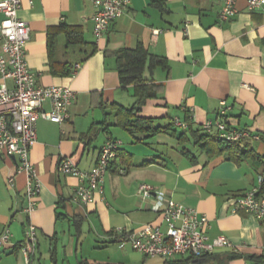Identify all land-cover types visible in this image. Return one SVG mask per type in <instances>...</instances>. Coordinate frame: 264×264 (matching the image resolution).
<instances>
[{
	"label": "crops",
	"instance_id": "0c3cea01",
	"mask_svg": "<svg viewBox=\"0 0 264 264\" xmlns=\"http://www.w3.org/2000/svg\"><path fill=\"white\" fill-rule=\"evenodd\" d=\"M222 6L223 0H130L97 39L93 0H21L18 17L30 26L25 57L37 84L66 86L75 98L63 122L37 120L29 158L41 191L31 212L24 210L26 174L16 172L13 157L0 156V230L11 232L0 264H26L18 244L29 224L37 243L28 264H144L145 255L129 245L119 248L109 236L118 227L165 228L164 204L154 196L142 199L141 183L205 214L206 234L236 246L218 247L191 264H264V219L230 211L233 197L264 175V11L237 0V12L220 21ZM69 30L76 41H69ZM139 47L165 60L145 59L142 82L152 93L142 99L137 84L121 85L117 69L118 55ZM222 99L231 105L223 115L227 125L263 138L223 148L214 131L202 135L201 125L217 118ZM49 107L44 102L43 109ZM136 120L157 129L131 127ZM109 138L120 144L102 189L90 203L73 200L78 178L59 172V161L68 157L90 170ZM260 189L264 196V184ZM83 235L90 244L116 247L104 246L105 259L91 258L80 249ZM157 257L153 264L188 255L151 258Z\"/></svg>",
	"mask_w": 264,
	"mask_h": 264
},
{
	"label": "built area",
	"instance_id": "2783aa9c",
	"mask_svg": "<svg viewBox=\"0 0 264 264\" xmlns=\"http://www.w3.org/2000/svg\"><path fill=\"white\" fill-rule=\"evenodd\" d=\"M97 7L91 16L93 33L98 39L110 23L120 17L127 9L130 0H93ZM237 0H223L218 18L226 21L238 10ZM21 0H0V156L13 157L17 162L16 172L26 174L24 210L31 212L36 205V197L41 191V182L36 176L34 165L29 158V150L37 140L36 123L44 118L61 123L68 117V108L75 98V92L62 85L41 86L37 84L36 75L30 70L26 57L25 45L30 37L28 22L18 17ZM246 8H262L264 0H246ZM78 65L76 64L75 67ZM48 102V110L43 109ZM231 108L224 99L220 100L217 118L203 122L204 132L214 131L216 135L228 142H242L246 138L260 140L262 136L246 128H233L223 120V115ZM174 123L185 127L184 122L174 119ZM120 141L107 139L99 150L96 163L90 170L78 169L70 158H62L57 166L59 172L71 174L78 178L73 188V200L90 203L96 191L102 189L105 173L115 158ZM15 176L8 178L13 184ZM264 175L258 176V185L245 189L233 197L231 212H245L257 219H264V196L260 186ZM138 194L142 199L154 196L163 203L160 217L165 228L146 224L136 230L122 227L113 229L110 238L119 248L129 245L146 257L160 256L169 258L174 255L198 258L213 252L218 247L236 246L225 236L210 238L205 229L208 218L196 209L179 203L151 184L141 183ZM11 232L8 227L0 230V248L9 243ZM36 227L29 224L24 239L18 244L29 263L30 255L36 248ZM264 251V248H263Z\"/></svg>",
	"mask_w": 264,
	"mask_h": 264
},
{
	"label": "trees",
	"instance_id": "16d2710c",
	"mask_svg": "<svg viewBox=\"0 0 264 264\" xmlns=\"http://www.w3.org/2000/svg\"><path fill=\"white\" fill-rule=\"evenodd\" d=\"M68 35H69L68 36L69 41H76V34L73 30L72 31L69 30ZM149 55H150V60H151V62H153V64L155 62L165 63L164 58L151 55L142 47H139L135 50H124L117 57V60H118L117 69L119 72V79H120L121 85H126L129 83L137 84L136 89H137L139 99L140 98L142 99L146 95H149L152 93V89L147 90V88L145 87L144 83L142 82L144 80L141 76L145 59ZM139 99H137L138 100L137 103L140 102ZM129 111H131V110H129ZM186 122H187V126H188L189 125L188 120ZM131 127H133V128L145 127V129L149 130V131H154L157 129V128H151V127L147 126V122L142 121V120H136V122H133ZM201 131H202V135H204L206 137L211 136L210 133L204 132L202 130V128H201ZM215 137H216V139L215 138L214 139L216 140V142L223 148L231 147V146H239V144H240V142H228V141H225V140L219 138L218 136H215ZM263 184H264V178H263L261 187ZM211 255H213V252L206 253V254L202 255L201 257H206V256H211ZM191 261H192V258L188 256L187 258L177 259L175 261H167L166 264H191Z\"/></svg>",
	"mask_w": 264,
	"mask_h": 264
},
{
	"label": "rangeland",
	"instance_id": "374dc122",
	"mask_svg": "<svg viewBox=\"0 0 264 264\" xmlns=\"http://www.w3.org/2000/svg\"><path fill=\"white\" fill-rule=\"evenodd\" d=\"M84 235L82 236L81 241H83ZM90 238L88 237L87 239H85V241H83L82 244V248H80L81 250L84 251V255L89 256L91 258H95V259H105V257L108 255V251H106V249L104 248V246L108 245V246H114L116 247V245L109 243V244H104L101 242H94L92 244H90ZM154 260H159V258H151V257H147L144 259V264H153L152 262ZM142 264V263H140Z\"/></svg>",
	"mask_w": 264,
	"mask_h": 264
},
{
	"label": "water",
	"instance_id": "95a60500",
	"mask_svg": "<svg viewBox=\"0 0 264 264\" xmlns=\"http://www.w3.org/2000/svg\"><path fill=\"white\" fill-rule=\"evenodd\" d=\"M195 260V259H194Z\"/></svg>",
	"mask_w": 264,
	"mask_h": 264
}]
</instances>
